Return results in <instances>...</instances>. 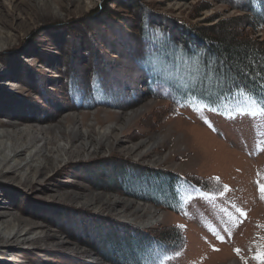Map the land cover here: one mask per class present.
Instances as JSON below:
<instances>
[{
  "label": "rangeland",
  "instance_id": "374dc122",
  "mask_svg": "<svg viewBox=\"0 0 264 264\" xmlns=\"http://www.w3.org/2000/svg\"><path fill=\"white\" fill-rule=\"evenodd\" d=\"M200 5L207 7L195 16ZM145 10L158 23L193 27L245 14L224 0H0V71L2 63L10 68L0 73V146L31 142L18 160L51 149L50 159L36 156L34 169H17L14 160L0 165V264H123L117 261L132 259L130 246L139 244L131 234L138 232L151 251L165 249L159 264H264L254 258L264 251V109L223 114L147 96L133 60ZM257 31L262 38L264 29ZM89 68L116 83L117 102L69 100V71L84 82ZM38 76L45 80L41 91L34 87ZM17 95L42 110L26 102L21 110L31 117L35 109V116L15 123L5 115L24 101ZM122 97L129 102L119 105ZM58 147L66 149L59 158ZM121 168L131 173L128 181L138 178L135 170L151 169L194 178L199 187L170 210L112 182ZM164 176L140 179L165 194ZM170 232L179 238L162 244L155 236Z\"/></svg>",
  "mask_w": 264,
  "mask_h": 264
},
{
  "label": "trees",
  "instance_id": "16d2710c",
  "mask_svg": "<svg viewBox=\"0 0 264 264\" xmlns=\"http://www.w3.org/2000/svg\"><path fill=\"white\" fill-rule=\"evenodd\" d=\"M224 1L234 9L245 11V14L222 18L209 27H193L186 25L183 21H179L176 26L165 24V22L158 23L151 14H148L150 11L145 10L139 27L141 50L137 52L133 60L137 65L136 70L140 72V83L143 90H146L147 96L170 99L183 107L195 102L198 106L209 103L221 108L218 110L223 113H227L226 110L245 112L255 107L264 109V36L258 39L254 35L258 29H264V0ZM206 7L200 5L195 16H200ZM219 25L224 29L223 32L215 30ZM234 27L235 31L240 28L242 35L236 34ZM86 71L87 75L84 72L80 73L85 75L84 82H79L75 71H69L68 86H66L69 100L80 103L94 96L95 100H106L108 105H112L113 100L117 102L119 89L116 83L111 82L108 76H104L96 68H89ZM36 79L34 87L41 91L40 86L44 85L45 80H42L41 76ZM42 93L46 94L44 97L48 103L55 104L56 97L53 91L44 88ZM128 94L137 96L133 88ZM17 97L29 102V107L31 104L36 107L35 103L28 98H21L18 95ZM126 98L122 97L118 102L119 105L128 103L129 100ZM174 102L170 105L174 106ZM59 107L64 108L61 101ZM60 109L54 110L60 111ZM33 115L35 116L34 113ZM122 169L120 172H123ZM160 172V170L137 169L134 173L138 178H131L132 180L128 181L126 174L131 173L124 170L123 173L117 174V177H112L111 181L120 182L118 185L124 192H132L170 210H176L186 204L187 199L183 205L181 202L193 191L191 186L199 187L193 185L197 184L194 178L185 176L178 178L176 174H171L172 172L165 174ZM169 174L173 176H168ZM158 175H165L164 177L169 179L165 194L161 190H147L146 188H151L152 184L148 185L150 183L147 184V181L144 183L140 179ZM186 184L188 188L185 187ZM169 234L172 235L169 237L165 234H155V236L160 238L159 242L162 244L168 243L167 238L176 236L179 238L178 233L170 232ZM113 236L115 241H118L116 235L113 234ZM132 236L139 244L138 247H134L133 244L130 246L129 252L133 253L132 259L117 262L130 264L132 260L133 264H159L157 260L164 259L165 249H155L153 252L146 247L147 235L138 232L131 234ZM151 241H156L155 237ZM178 244L170 248H176Z\"/></svg>",
  "mask_w": 264,
  "mask_h": 264
},
{
  "label": "bare ground",
  "instance_id": "6f19581e",
  "mask_svg": "<svg viewBox=\"0 0 264 264\" xmlns=\"http://www.w3.org/2000/svg\"><path fill=\"white\" fill-rule=\"evenodd\" d=\"M1 17V16H0ZM4 28H5V26L4 25H2L1 26V28H0V41L2 40V38L3 37H5L2 33L3 32H5L4 31ZM11 63V62H10ZM4 66V69H2L3 71L1 72L0 71V73H3V74H7L6 72L10 69L9 68V66H7V64L6 63H2ZM2 75V74H1ZM28 76V75H27ZM35 76V74L33 73L32 74V78L31 79H33V77ZM30 77V76H29ZM30 83V82H29ZM1 89V88H0ZM1 92V91H0ZM4 95V94H3ZM9 95V94H8ZM11 98V97H10ZM17 98H19V97H17ZM3 99V98H2ZM20 99V98H19ZM1 100V99H0ZM22 100V99H21ZM2 102L4 101V100H1ZM1 101H0V104H1ZM14 102V101H13ZM16 102H17V100H16ZM15 103V102H14ZM26 104V101L24 100L21 104H20V106L19 105H17V107H14V111H8V109H5V110H7L8 112H9V115H5V116H7V118H11L12 120H14L15 121V123H16V121H18L19 119H24V118H22L23 116H25L26 117V119H30L31 117H33L34 115H32L31 117H29L28 116V113H29V111L28 112H23L21 109H23V108H26L28 105V103ZM33 107H34V105H33ZM35 108H37L38 109V107H35ZM1 109H3V108H1ZM40 110H42L41 108H39ZM4 110V111H5ZM22 113V114H19V113ZM33 112H34V114H35V109L33 110ZM58 115V114H57ZM5 118V117H4ZM39 119H40V121H44L43 119H41V117H39ZM52 120V118H50V119H48V120H45V121H51ZM30 130V129H29ZM8 135H10V136H14V137H16L17 135H15V133H12L11 132V134L9 133ZM32 136L33 137H38L36 134H32ZM21 139H22V137L21 136H19L18 138H15V140L16 141H21ZM100 139V138H99ZM30 143L31 142H28V141H26V140H24V141H21V144H18V145H15L14 144V142H13V145L12 144H3V143H1V145L2 146H0V165L2 166L3 165V167H4V164H7L9 161H11V160H14L15 162H14V165H13V167L15 166L17 169H19V168H21V167H23V166H25V165H30L31 167H32V169H34L35 168V166L36 165H38V164H35L34 163V161H36V156H42V155H45L44 156V158L46 157V158H48V159H50L51 157H50V151H51V149H49L48 148V146H43V147H41V148H37L36 150H35V153H31V155L29 156V157H24V158H22V159H20V160H18L17 159V155H19V154H22V153H24L25 151H26V149H28L29 148V145H30ZM90 143L91 142H86L85 143V146L86 147H89V148H91L92 146L90 145ZM143 143H145V139H143L141 142H138V143H135V145H142ZM156 143V142H155ZM146 144V143H145ZM153 145V144H152ZM53 150V149H52ZM60 150H66V149H64V147H58V149L57 150H55V152H57V155H58V157L57 158H59V157H61V154L59 153V151ZM46 151L48 152V153H46ZM54 151V150H53ZM118 201H121L122 202V199H119ZM16 235V234H15ZM14 235V236H15ZM99 264V263H98Z\"/></svg>",
  "mask_w": 264,
  "mask_h": 264
},
{
  "label": "snow or ice",
  "instance_id": "6c2138e0",
  "mask_svg": "<svg viewBox=\"0 0 264 264\" xmlns=\"http://www.w3.org/2000/svg\"><path fill=\"white\" fill-rule=\"evenodd\" d=\"M257 183H259V181H257ZM260 192H261V198L264 199V184H261V185H260ZM220 194L223 195L222 192H221ZM238 211L240 212V214H241L245 219L247 218V213H246V212H244L242 209H238ZM261 227H264V226H261ZM217 236H218V238L221 239V240L224 239V237H223V236H219L218 233H217ZM262 247H264V246H262ZM236 251H237V253L239 254L240 250L237 249ZM254 258L257 259V260H262V261H264V251H262V253H261L260 255H257V256L254 257Z\"/></svg>",
  "mask_w": 264,
  "mask_h": 264
}]
</instances>
